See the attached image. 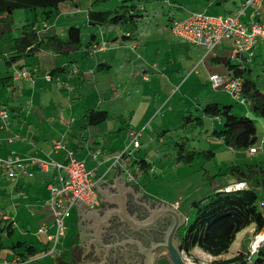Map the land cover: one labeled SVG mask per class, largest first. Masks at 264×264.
Masks as SVG:
<instances>
[{
  "label": "crops",
  "instance_id": "obj_1",
  "mask_svg": "<svg viewBox=\"0 0 264 264\" xmlns=\"http://www.w3.org/2000/svg\"><path fill=\"white\" fill-rule=\"evenodd\" d=\"M209 1L218 6L226 0ZM230 2L231 5L214 15L234 12L243 0ZM138 5L142 6L141 19H144L146 7L140 3ZM60 6L62 11H58L57 16L50 21H44L42 11L38 15L37 10L34 18L32 10H24L22 13L15 10L13 19L22 16L21 21H39L40 25L35 26L37 29L60 36H64L69 26H77L80 29L83 46L90 42L89 48L93 45L100 48L89 54H85V49L73 53L69 74L51 79L47 78L50 70L66 65L67 59L62 55L41 50L34 56L10 66L5 62L6 57L0 58V79L5 76L13 77L11 87L0 83V107L6 109L8 113L5 122L0 119V159L16 156L22 159L34 158L65 163L68 151H72L76 158L84 161L87 170L93 171L97 188L102 193V205L109 203L111 197L119 189H123L128 194L130 192L131 196L135 193L136 196L155 202L161 207L163 202L154 200L141 181L145 174L152 171L156 161L159 160L161 167L165 168L162 161L166 151L163 140L170 136L171 140H174L172 159L176 165L178 162L175 159L180 143H183L187 150L213 152V156L207 161L196 159L187 164L192 166L198 163L197 172H202V183L191 191L189 203L216 189L218 183L207 181L204 175L223 172L228 165L234 163L225 164L223 170L218 168L214 173H210L205 164L212 163L219 154L223 153L225 157L226 153H229L227 150L234 149L227 146L221 138L212 135V131L222 128L223 120L203 114V107L215 102L219 105H230L231 111L237 115L251 118L252 112L247 102L243 104L236 101L234 105L228 104L226 100H222L224 98L220 92L229 95L222 90L213 89L208 84L207 78L210 74L232 75V70L225 64L226 60L238 69L241 59L235 55L231 43L224 42L213 51L206 52L202 46L184 42L173 34L174 38L167 45V49L172 48L174 53L164 52L161 55L159 54L161 35H157V31L145 25L138 32L136 28L126 29L120 24L91 25L87 18L88 11L91 8L96 10L102 8L92 6V3L89 6L74 7L64 2ZM251 10L246 9V20L251 19L249 16ZM263 15L264 2L252 19L258 20ZM182 19L169 17L167 27L170 28L173 20ZM128 33H131L130 37L127 36ZM152 46L157 47V52L150 56L147 49ZM263 51L264 45H257L253 60L246 65V75L250 79H253L251 71L257 56ZM18 70L30 71L31 78L16 79L15 74ZM144 75L147 76V80H142ZM132 80L146 83L145 86L139 87ZM175 89L180 92L181 101L168 107H166L168 102L164 104V100L158 101L164 96L170 101ZM89 109L105 110L109 117L96 126H89L85 118ZM186 115L199 116L202 121L199 125L190 122L182 126L183 117ZM158 120V130L156 132L153 130L156 138L153 140L150 137L143 151H140L143 145L139 140V147L130 149L128 158L143 159L151 164V168L145 174L138 173L140 175L135 181L129 182L124 173L116 167H111L112 161L129 144L132 131L139 132L140 139L143 136L142 131L145 132ZM208 121L211 122V129L209 126L202 129ZM163 125L168 126L159 129ZM196 127L202 129L198 132L202 135L201 139L210 144L214 142V146L207 145L205 148L188 146L190 140L188 132ZM210 138H214V141ZM57 143L61 146L54 148ZM255 145L259 150L257 142ZM152 157L157 159L152 160ZM27 170L28 174L18 176L16 180H11L0 172V264H13L14 251L11 246L17 242H23L38 250L32 255L35 258L27 264H111L108 253H105L108 257L105 260H94L95 256L101 260L102 253L107 249L106 246L101 248L97 245L104 242L100 234L96 239L93 233L77 228L89 218L91 209L80 213L74 209V213L67 220L64 236L58 240L56 255L53 257L39 255L47 245L46 234L38 232V229L44 224L46 233L54 232L47 185L57 169L50 166L45 171L37 164H30ZM169 205H173L182 213L180 199ZM94 209L98 210L99 206ZM7 228L10 229V233H7ZM250 228L252 226L239 232L241 236L235 239L226 254L218 258L225 259L245 252L250 243L248 242ZM193 253L197 256L201 254V257L206 255L199 249L193 250ZM118 263L121 264L120 261Z\"/></svg>",
  "mask_w": 264,
  "mask_h": 264
},
{
  "label": "trees",
  "instance_id": "obj_2",
  "mask_svg": "<svg viewBox=\"0 0 264 264\" xmlns=\"http://www.w3.org/2000/svg\"><path fill=\"white\" fill-rule=\"evenodd\" d=\"M74 0H0V58L6 57V64L10 66L23 61L27 57L34 56L39 51H50L62 55L67 59L66 65L56 67L49 71V78L61 77L69 74L73 63L71 55L85 49L89 54V44L83 46L80 39V29L77 26H69L64 36L50 31L42 32L35 27V22H26L19 28V35L11 37L13 29V12L15 10L41 9L44 21H50L58 14L62 3ZM96 1L92 2V6ZM143 10L137 4H122L113 10H96L91 8L87 13L88 22L91 25H114L128 21H136L142 17ZM128 37L131 33H128ZM225 64L232 70V75L243 78L242 96L249 105V109L264 116V91L257 88L255 80L246 75L245 69H237L226 60ZM0 83L11 87L13 77L5 76ZM203 114L222 118L223 124L220 130L212 131V135L219 137L234 150L248 149L257 142L256 127L254 121L248 116L234 114L230 105H219L211 102L203 107ZM109 117L105 110L89 109L86 113V122L89 126H96ZM199 116L186 115L183 117V125L193 122L201 123ZM213 156L211 150L194 151L187 150L183 143L178 145L176 162L185 165L196 159L202 162ZM129 167L137 168L138 173L145 174L151 168L150 163L143 159L129 160ZM139 174V175H140ZM209 182H217L218 187L200 199L190 204L193 218L184 228L181 235V251L194 261L193 250L199 249L215 259L211 264H244L246 255L244 252L233 257L219 259L226 254L242 230L252 226L258 233L264 229V215L257 207V190L264 189V159L252 163L230 164L223 172L212 175H204ZM245 183L243 188L237 190H225L233 183ZM8 230V228H7ZM10 229L7 233H10ZM15 256L21 258L32 256L38 250L23 242H17L11 246ZM252 264H264V249H260Z\"/></svg>",
  "mask_w": 264,
  "mask_h": 264
},
{
  "label": "built area",
  "instance_id": "obj_3",
  "mask_svg": "<svg viewBox=\"0 0 264 264\" xmlns=\"http://www.w3.org/2000/svg\"><path fill=\"white\" fill-rule=\"evenodd\" d=\"M264 0H243L239 8L234 12L226 15H208L205 13H191L188 17L182 20H173L170 24V30L182 41L202 46L206 52H211L213 49L224 43L230 42L235 55L241 59L238 69H245L247 63H250L255 56V48L257 45H264V15L254 20L252 17L257 13L258 8ZM142 10V6L139 5ZM250 8V20H246V9ZM99 46L93 45L90 47V52L99 49ZM32 73L28 70H18L15 78L30 79ZM49 78V76L47 77ZM146 80L147 76L144 75ZM208 84L213 89H218L226 92L232 99L239 103H246L242 96L243 78L241 76L210 74L208 76ZM8 118L6 109L0 107V119L5 122ZM139 132L132 131L130 133V142L125 149L118 153L111 167H116L124 173L129 182L135 181L139 175V170L129 167L130 149H137L140 145ZM59 143L54 145V148H59ZM256 145L247 149L251 156L257 152ZM37 164L40 168L47 171L50 166H55L57 172L49 181L47 187L49 190V208L53 219L54 232L46 233V226L43 224L38 229V232L46 234V248L39 254L42 256L53 257L57 252V243L60 237L64 236L66 230V220L70 213L77 205H84L90 209L96 208L100 204L99 195L95 189L96 179L93 171L87 170L83 160L76 158L72 151H68L67 161L65 163H56L42 159L19 157H7L0 159V172L11 180H16L22 174H28V166ZM110 167V168H111ZM245 183L239 182L226 187L225 190H237L243 188ZM263 231V230H262ZM255 232L254 227L249 229L252 240L248 245V251H245L246 262L252 264L254 257L260 249H264V232ZM182 258L188 263L194 264H211L214 257L206 254L202 257H197L196 260H191L185 252L181 251ZM35 257L20 256L13 257V264H27Z\"/></svg>",
  "mask_w": 264,
  "mask_h": 264
},
{
  "label": "rangeland",
  "instance_id": "obj_4",
  "mask_svg": "<svg viewBox=\"0 0 264 264\" xmlns=\"http://www.w3.org/2000/svg\"><path fill=\"white\" fill-rule=\"evenodd\" d=\"M93 1H96V4L93 5L97 8L104 9H116L122 4L125 5H134L136 7L137 4H142L146 7L147 13L144 15V19L138 18L136 21H128L127 23H123L126 29L134 30L137 29V32L145 25L148 28L157 31V35H161L162 37V44L160 46L159 54L162 55L164 52L174 53L172 48L167 49V45L169 42H172L174 38L172 31L170 28L167 27V20L169 17L175 18H185L188 17L191 13H205L209 15H214L222 12L224 8L231 5L230 0H226L224 3L215 6L210 3L209 0H74V1H67V4H72L74 7L78 5V7H84L85 5H90ZM73 2V3H72ZM62 6H60V11H62ZM38 15L41 14V9H36ZM24 10H20L22 13ZM28 11V10H27ZM34 18L35 10L31 11ZM22 16H17L14 18L13 22V29L10 33L11 37H15L19 35V28L22 24L26 23L25 21H21ZM79 21V18H78ZM34 22V20L32 21ZM39 21L35 22V26H39ZM82 28V27H81ZM163 34V35H162ZM90 39V37H89ZM88 39V40H89ZM92 47V46H91ZM90 49V48H89ZM157 52V47L152 46L147 49L148 55H155ZM251 77L256 80L257 86L261 91H264V51L262 54L257 56L256 63L251 71ZM142 80H144L142 78ZM147 80V79H146ZM135 85L137 86H145V83H141V81L132 80ZM221 96H223L222 100H226L229 104H236V100H232L229 96L225 95L223 92H220ZM181 95L178 89H175L174 92L171 94L172 97L169 100L167 96L158 99V101L164 100L163 103L167 105L166 107L173 105L174 103H178L181 101ZM167 98V100H166ZM251 118L254 121L256 127V136H257V146L259 150L254 155L248 154L247 149H239V150H227L229 153H226L225 157L224 154H219L217 158L213 160L212 163H206L205 168L210 171V173H214L218 170V168H225V164L234 163V164H244V163H252L264 159V116L257 115L251 112ZM157 124H159V120L154 122L153 125L149 126L148 129L144 132L142 131L143 136L139 139L142 142V148L140 151L145 150L146 142H148L149 138L151 137L153 140L156 138L155 133L153 130H158ZM168 125H163L159 127V129H165ZM205 126H209L211 129V122L208 121L206 125L202 127V129L206 128ZM208 127V128H209ZM199 127L193 128L188 132V137L190 136L188 146H196L205 148L208 146H214V142L210 144L206 140L204 141L202 135H199L198 132L202 131ZM214 141V138H210ZM216 141V140H215ZM164 146L166 147L165 154L163 155L162 161L165 164V168L161 167L160 163L156 161L154 167L151 169L148 174H145L142 177L141 183L145 186V190L153 196L154 200H160L163 203L169 204L176 199H180L181 208L186 223L184 226L179 227V233L182 235L184 228L190 223L193 218V213L190 209V201H191V191L195 186H200L202 183L201 174L202 172L198 170V163L194 165H183L181 163H177L176 165L173 162V154H174V140H171L170 136H167L164 140ZM152 145V143H151ZM201 148V149H202ZM150 156V155H148ZM152 160H156V157H152ZM225 166V167H224ZM163 168V169H162ZM195 171V172H193ZM257 207L264 215V189L257 190ZM74 213V209L71 211L70 216ZM66 220V224H67ZM246 233V231H245ZM248 233V231H247ZM241 236V234L237 235L236 238ZM249 241L251 242L252 236L248 234ZM250 244V243H249ZM249 249V247H248ZM246 249V251H248ZM192 255H196L195 258L201 257L197 256V254L192 253ZM198 259V258H197ZM69 260V258H68ZM191 260H193L191 258ZM194 264V263H193Z\"/></svg>",
  "mask_w": 264,
  "mask_h": 264
},
{
  "label": "flooded vegetation",
  "instance_id": "obj_5",
  "mask_svg": "<svg viewBox=\"0 0 264 264\" xmlns=\"http://www.w3.org/2000/svg\"><path fill=\"white\" fill-rule=\"evenodd\" d=\"M159 208V204L136 196L135 193L132 196L127 194L123 198L119 193H115L109 203L102 205L100 202L98 210L91 209L89 218L77 228L93 233L96 239L100 234L103 244H108H97L101 248L106 246L107 249L102 253V259L95 256V261L105 260L108 258L105 253H108L111 264H119L118 261L121 264H143L144 252L155 244L165 243L173 223L171 217L155 216ZM126 214L137 222L127 221ZM149 223L150 225L145 227ZM178 230L179 228L171 237L174 245L179 237L181 238ZM146 264H150V261L147 260ZM158 264H168V262L160 259Z\"/></svg>",
  "mask_w": 264,
  "mask_h": 264
},
{
  "label": "water",
  "instance_id": "obj_6",
  "mask_svg": "<svg viewBox=\"0 0 264 264\" xmlns=\"http://www.w3.org/2000/svg\"><path fill=\"white\" fill-rule=\"evenodd\" d=\"M119 176L122 177L121 174H119ZM95 189L99 195V199L101 202L102 193L97 188V184H95ZM117 193H119L122 196V198L125 197L126 194H128V193H126V191L124 192L123 189H119L117 191ZM130 194L131 193L129 192L128 195H130ZM161 204H162L161 207L158 210H156L155 216H157V218H163V217H167V216L171 217L173 219L172 220L173 223L171 224V227L169 229L168 238L165 241V243L155 244L154 246H152L151 248L146 250V252H144L145 258L143 259V264H146L147 260L150 261V264H158L160 259L166 260L168 262V264H193V263L186 262L182 258V255H181V238L179 237L176 245H174L171 242V237H172L173 233L175 232V230L181 226H184L186 223L184 215L182 213H180L175 207H173V205H169L166 203H161ZM75 209L77 210L78 213H80L81 211L85 212V211L90 210L89 207L84 206V205H77L75 207ZM125 218L129 222H132V221L137 222L132 217H129L127 214L125 215ZM149 225H150V223L146 224L145 227H147ZM245 264H248V263H245Z\"/></svg>",
  "mask_w": 264,
  "mask_h": 264
}]
</instances>
